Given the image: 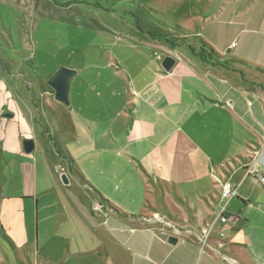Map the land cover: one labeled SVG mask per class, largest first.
Masks as SVG:
<instances>
[{"label": "rangeland", "instance_id": "rangeland-1", "mask_svg": "<svg viewBox=\"0 0 264 264\" xmlns=\"http://www.w3.org/2000/svg\"><path fill=\"white\" fill-rule=\"evenodd\" d=\"M201 39L228 47L224 55L258 58L238 51L264 47V0H0V197L22 186L32 191L34 173L37 198L11 196L0 205V264H72L78 260L65 258L94 250L74 204L75 197L91 204L87 192L118 201L130 184L131 205L143 195L148 203L155 184L133 174L141 168L127 159L136 154L107 149L105 126L91 129L82 116L104 121L125 109L137 72ZM62 67L77 71L70 105L48 84ZM28 138L36 144L31 154L24 150ZM67 154L77 170L69 184L61 179Z\"/></svg>", "mask_w": 264, "mask_h": 264}, {"label": "crops", "instance_id": "crops-1", "mask_svg": "<svg viewBox=\"0 0 264 264\" xmlns=\"http://www.w3.org/2000/svg\"><path fill=\"white\" fill-rule=\"evenodd\" d=\"M189 44L182 45L185 52H173L170 72L159 58L143 75L136 73L125 109L104 121L82 116L91 129L105 126L107 149L136 154L137 160L127 159L139 163L133 174L155 187L148 203L144 195L146 204L136 198L138 206L131 205L130 184L122 191L127 198L118 201L95 188L96 196L86 191L91 204L75 197L94 250L66 257L78 260L72 264H264V183L248 174L253 168L264 175V47H240L238 52L258 53L248 59L212 45L233 61L220 66L195 56ZM85 106L81 102L80 109ZM67 155L63 173L75 175ZM31 177L32 191L22 186L15 195L2 192L0 205L11 196L37 200ZM227 179L238 185L230 200L221 196ZM121 180L129 183L128 176ZM223 208L226 223L219 220ZM170 236L177 244L168 242Z\"/></svg>", "mask_w": 264, "mask_h": 264}, {"label": "water", "instance_id": "water-1", "mask_svg": "<svg viewBox=\"0 0 264 264\" xmlns=\"http://www.w3.org/2000/svg\"><path fill=\"white\" fill-rule=\"evenodd\" d=\"M176 63V59L172 56H166L162 60V67L165 71L170 72ZM77 74L76 70L62 67L58 72L51 77L48 84L54 91L55 99L66 105H70L69 95H70V81ZM24 150L27 154H31L35 150V141L28 138L24 142ZM61 179L65 184H69V178L67 173H62ZM170 244H177L178 238L175 236H170L168 238Z\"/></svg>", "mask_w": 264, "mask_h": 264}, {"label": "trees", "instance_id": "trees-1", "mask_svg": "<svg viewBox=\"0 0 264 264\" xmlns=\"http://www.w3.org/2000/svg\"><path fill=\"white\" fill-rule=\"evenodd\" d=\"M188 46L195 56L205 62L220 66H231L233 63L232 60L222 57L212 45L203 39H201L197 45L189 44ZM57 151L60 155L64 156V152L60 146L57 147Z\"/></svg>", "mask_w": 264, "mask_h": 264}, {"label": "built area", "instance_id": "built-area-1", "mask_svg": "<svg viewBox=\"0 0 264 264\" xmlns=\"http://www.w3.org/2000/svg\"><path fill=\"white\" fill-rule=\"evenodd\" d=\"M226 106L231 107L232 102L230 100H227ZM248 174L256 175L260 179V181L264 183V175L258 174L255 169H253V168L249 169ZM237 190H238V185L236 183H234L230 179L224 180L222 187H221V196H222V198H224L226 200H230V199L234 198L235 196H237ZM225 209L226 208H223V210L221 211V213L219 215V220L222 221L223 223H226L228 221V218L225 215ZM205 232L208 236L209 232L208 231H205Z\"/></svg>", "mask_w": 264, "mask_h": 264}]
</instances>
